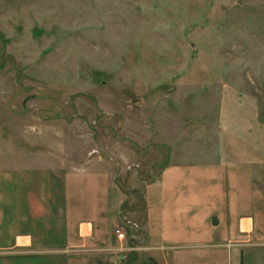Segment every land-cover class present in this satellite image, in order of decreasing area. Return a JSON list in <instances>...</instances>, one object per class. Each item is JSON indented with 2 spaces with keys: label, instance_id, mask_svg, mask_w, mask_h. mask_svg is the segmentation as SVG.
<instances>
[{
  "label": "rangeland",
  "instance_id": "374dc122",
  "mask_svg": "<svg viewBox=\"0 0 264 264\" xmlns=\"http://www.w3.org/2000/svg\"><path fill=\"white\" fill-rule=\"evenodd\" d=\"M25 135L69 156L95 141L129 194L155 182L151 195L169 164L263 151L264 0H0V141ZM242 249L264 264V246ZM0 264L63 261L0 251Z\"/></svg>",
  "mask_w": 264,
  "mask_h": 264
},
{
  "label": "crops",
  "instance_id": "0c3cea01",
  "mask_svg": "<svg viewBox=\"0 0 264 264\" xmlns=\"http://www.w3.org/2000/svg\"><path fill=\"white\" fill-rule=\"evenodd\" d=\"M23 139L0 141V251L8 255L120 264L126 251L114 230L124 226L128 243L145 248L144 264H244L256 251L242 248L264 246V150L256 146L233 149L229 160L167 165L151 195L155 182L137 193L141 205L95 141L69 156L62 140Z\"/></svg>",
  "mask_w": 264,
  "mask_h": 264
},
{
  "label": "built area",
  "instance_id": "2783aa9c",
  "mask_svg": "<svg viewBox=\"0 0 264 264\" xmlns=\"http://www.w3.org/2000/svg\"><path fill=\"white\" fill-rule=\"evenodd\" d=\"M114 232H115V235H116L117 239H118L120 242H122V240H125V239H126V233L123 232L119 227L116 228V229L114 230ZM119 248H120L122 251H128V250H132V249H134V250H136V249L143 250V249H144L143 246H138V248L132 247V246H131V243H128V244H125V245H122V244H121V245L119 246Z\"/></svg>",
  "mask_w": 264,
  "mask_h": 264
},
{
  "label": "water",
  "instance_id": "95a60500",
  "mask_svg": "<svg viewBox=\"0 0 264 264\" xmlns=\"http://www.w3.org/2000/svg\"><path fill=\"white\" fill-rule=\"evenodd\" d=\"M132 225V224H131Z\"/></svg>",
  "mask_w": 264,
  "mask_h": 264
}]
</instances>
